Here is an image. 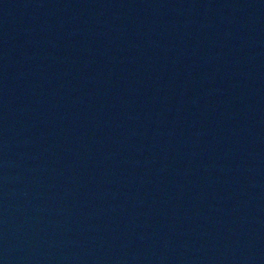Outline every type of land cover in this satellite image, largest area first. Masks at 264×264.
Wrapping results in <instances>:
<instances>
[{
	"label": "water",
	"instance_id": "obj_1",
	"mask_svg": "<svg viewBox=\"0 0 264 264\" xmlns=\"http://www.w3.org/2000/svg\"><path fill=\"white\" fill-rule=\"evenodd\" d=\"M0 264H264V0H0Z\"/></svg>",
	"mask_w": 264,
	"mask_h": 264
}]
</instances>
